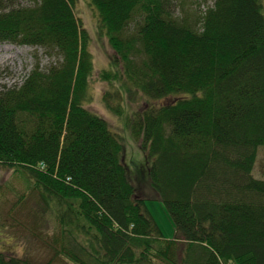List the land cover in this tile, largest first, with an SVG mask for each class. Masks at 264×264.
Listing matches in <instances>:
<instances>
[{"label":"trees","instance_id":"1","mask_svg":"<svg viewBox=\"0 0 264 264\" xmlns=\"http://www.w3.org/2000/svg\"><path fill=\"white\" fill-rule=\"evenodd\" d=\"M76 1L0 0V43L59 57L0 92V166L27 172L53 203L63 251L78 264H264V177L253 172L264 146L263 0H213L194 18L174 0H89L116 52L102 78L118 97L155 100L128 121L149 162L145 180L86 106L95 69ZM139 184L164 202L174 238ZM0 264L39 263L0 251Z\"/></svg>","mask_w":264,"mask_h":264},{"label":"rangeland","instance_id":"2","mask_svg":"<svg viewBox=\"0 0 264 264\" xmlns=\"http://www.w3.org/2000/svg\"><path fill=\"white\" fill-rule=\"evenodd\" d=\"M177 13L188 11L192 18L213 4V0H174ZM34 0H18L20 5H31ZM264 3V0H263ZM74 11L81 23L91 35L90 51L92 53L94 72L90 80L91 99L86 102L87 108L105 117L110 128L124 141L126 148L125 160L128 161L135 179L145 180L149 162L145 152L133 137L129 117L154 99L140 91L133 95L124 93V97L114 95L113 83L102 78L104 69L115 64L116 52L108 38L98 31L96 9L89 0H77ZM59 61L57 55H51L45 48L30 44L12 42L0 43V92L20 86L29 72L39 63L47 70ZM120 85L118 82H116ZM119 89V88H118ZM106 96L113 104L122 102L124 112L115 113L106 102ZM161 101H158V103ZM264 146H260L254 165V175L263 178ZM145 190L147 206L157 220L167 238H174L177 229L171 214L164 202L151 186L139 184ZM53 203L46 202L35 181L27 172L16 171L0 166V251L6 256L24 257L32 262L45 264H78L68 257L63 249L67 239L63 237L60 221L53 210ZM154 262L143 264H167L154 258Z\"/></svg>","mask_w":264,"mask_h":264}]
</instances>
